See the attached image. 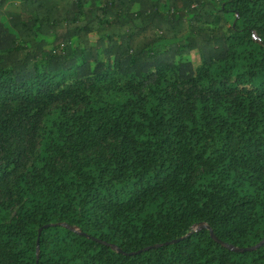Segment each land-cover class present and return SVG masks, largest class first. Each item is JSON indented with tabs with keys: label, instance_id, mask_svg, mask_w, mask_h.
<instances>
[{
	"label": "trees",
	"instance_id": "1",
	"mask_svg": "<svg viewBox=\"0 0 264 264\" xmlns=\"http://www.w3.org/2000/svg\"><path fill=\"white\" fill-rule=\"evenodd\" d=\"M263 238L264 0H0V264H264Z\"/></svg>",
	"mask_w": 264,
	"mask_h": 264
},
{
	"label": "rangeland",
	"instance_id": "2",
	"mask_svg": "<svg viewBox=\"0 0 264 264\" xmlns=\"http://www.w3.org/2000/svg\"><path fill=\"white\" fill-rule=\"evenodd\" d=\"M166 10V6L164 7V11ZM91 40H93V36H90ZM188 59L193 63L196 64L198 62V57L194 52L188 54Z\"/></svg>",
	"mask_w": 264,
	"mask_h": 264
},
{
	"label": "water",
	"instance_id": "3",
	"mask_svg": "<svg viewBox=\"0 0 264 264\" xmlns=\"http://www.w3.org/2000/svg\"><path fill=\"white\" fill-rule=\"evenodd\" d=\"M209 235H210V237L213 239V240H215V241H217L218 243H220V244H223V243H221L214 235H213V233L209 230ZM264 241V238H263V240L261 241V242H263ZM224 245V244H223ZM36 248H37V243H36Z\"/></svg>",
	"mask_w": 264,
	"mask_h": 264
}]
</instances>
